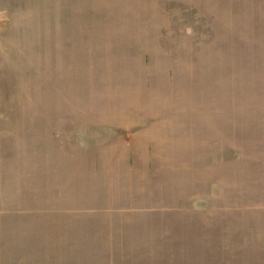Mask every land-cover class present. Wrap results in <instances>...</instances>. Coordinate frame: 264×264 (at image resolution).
Returning a JSON list of instances; mask_svg holds the SVG:
<instances>
[{"label": "rangeland", "instance_id": "obj_1", "mask_svg": "<svg viewBox=\"0 0 264 264\" xmlns=\"http://www.w3.org/2000/svg\"><path fill=\"white\" fill-rule=\"evenodd\" d=\"M0 264H264V0H0Z\"/></svg>", "mask_w": 264, "mask_h": 264}]
</instances>
